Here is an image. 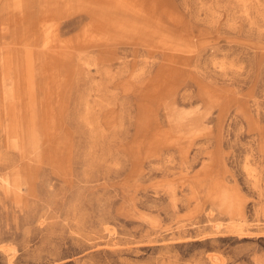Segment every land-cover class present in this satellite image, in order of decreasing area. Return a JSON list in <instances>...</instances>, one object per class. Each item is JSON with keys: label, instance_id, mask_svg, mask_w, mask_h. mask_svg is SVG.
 Segmentation results:
<instances>
[{"label": "rangeland", "instance_id": "obj_1", "mask_svg": "<svg viewBox=\"0 0 264 264\" xmlns=\"http://www.w3.org/2000/svg\"><path fill=\"white\" fill-rule=\"evenodd\" d=\"M112 3L0 84V264H264V0Z\"/></svg>", "mask_w": 264, "mask_h": 264}, {"label": "bare ground", "instance_id": "obj_2", "mask_svg": "<svg viewBox=\"0 0 264 264\" xmlns=\"http://www.w3.org/2000/svg\"><path fill=\"white\" fill-rule=\"evenodd\" d=\"M93 1L97 0L85 2ZM49 5L53 8L49 9ZM72 5L69 0H36V4L30 1L29 5L27 0H0V72L3 74L0 84L9 86L14 97L20 93L33 98L38 67L43 68L47 77L50 52L59 36L60 16L53 12L71 13ZM49 12H52L53 20H57L51 26L43 23ZM6 13L9 16H5Z\"/></svg>", "mask_w": 264, "mask_h": 264}, {"label": "crops", "instance_id": "obj_3", "mask_svg": "<svg viewBox=\"0 0 264 264\" xmlns=\"http://www.w3.org/2000/svg\"><path fill=\"white\" fill-rule=\"evenodd\" d=\"M1 1H4V0H1ZM33 2H35L36 4V0H32ZM55 1H62V0H55ZM106 4L104 6H99L98 8L94 7V6H86V4L82 3V1H79V2H76L72 5L71 7V14H69L68 16L71 17L73 15H76V14H80V13H84L88 16L89 20H90V26L91 27H94V25L96 24V21L97 20H94V17H93V13L92 11L96 10L100 13V15L104 18V19H107V20H111L110 18V15H108V11L111 13L115 8H116V4L115 3H112V0H106L105 1ZM29 3V2H28ZM53 3L50 1V4ZM55 4H59L57 2H54ZM108 4L110 5V7H108ZM29 5V4H28ZM106 7V8H105ZM37 8V6H36ZM53 7L51 5H49V9H52ZM104 9L107 11V14L105 13ZM68 18L67 16H64L62 18H60L59 20L62 21L64 19ZM57 20H53V14L52 12H49V17L46 18L43 23L46 24V25H49L51 26L52 24H55ZM59 21V23H60ZM58 23V24H59ZM28 26H30V23L27 24ZM26 25V26H27ZM60 25V24H59ZM97 26V25H95ZM59 31V35L62 34L63 32H61V30H58Z\"/></svg>", "mask_w": 264, "mask_h": 264}]
</instances>
